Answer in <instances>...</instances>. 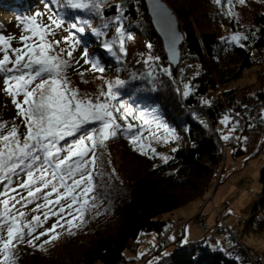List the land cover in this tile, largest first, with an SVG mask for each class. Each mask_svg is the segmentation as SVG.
<instances>
[{
	"label": "trees",
	"instance_id": "1",
	"mask_svg": "<svg viewBox=\"0 0 264 264\" xmlns=\"http://www.w3.org/2000/svg\"><path fill=\"white\" fill-rule=\"evenodd\" d=\"M164 1L176 14L185 37L182 61L176 74L168 64L144 0H103L99 8L88 10L65 7L66 0H59V3L57 0H0V11L13 15L50 5L52 11L64 18L68 26L67 34L72 31V22L87 21L89 27H86L85 33L76 34L81 41L79 46L82 50L87 49L89 57L98 62L104 72L90 67L88 71L82 70L84 75L105 79L106 87L108 81H112L119 102L131 105L136 116L140 111H144L149 119L155 116L176 136L155 148L158 155H141L130 143V135L118 131L115 138L107 141L106 148L97 152L100 166L95 183L99 207L87 213L76 237L65 241L59 248L58 244L43 250L18 251L17 264H125V252H137L138 239L143 232L157 233L160 238L158 247L150 256L160 257L151 264L254 263L256 256H251L244 244L243 249L225 253L217 239L210 235L197 242L178 240L171 243L168 235L165 236L170 231V225L161 218L193 201L204 200L209 193L223 162L220 144L212 132L220 118L229 116L228 123L237 127L234 130L236 137L231 140L236 147L240 145L242 135L250 129L248 119L253 120L256 129H264V114H261L264 111V77L260 78L262 90L254 98L245 94L242 99L244 104L238 105L234 89H228L231 83L242 79L246 71L253 68L264 70V0L251 4L253 11L249 22L252 28L246 32L248 39L240 42L243 47L232 42L228 36L221 39V27H218L226 26L230 19L229 5L224 0L220 9L211 0H195L198 8L208 7L199 14L197 7H183L177 4V0ZM242 6L234 0L231 10L240 13ZM194 14L198 15L197 18ZM209 16L212 19H207ZM117 17L126 33L123 52L116 41ZM104 24L109 25L106 35L96 37L91 29H103ZM237 24L240 25L239 22ZM128 35L133 38L128 39ZM105 40L110 43L116 41L113 52L102 48ZM149 56L153 60L146 62ZM187 62L197 66V72L191 77H188ZM165 69L169 71L165 72ZM117 80L124 83L117 85ZM186 85L188 96L183 95ZM82 86L80 84L79 87ZM84 86L88 91L97 92L95 86ZM213 93L217 95L216 99L211 97ZM205 100L210 103L205 104ZM18 122L20 132L24 133L19 117L14 123ZM129 122L133 123L130 118ZM120 123L124 125L122 120ZM75 138L68 137L60 143H70ZM105 153L117 158L111 161L112 166L108 165L109 158ZM161 156L169 159L165 162ZM128 161L135 162L136 172L125 173L124 165ZM259 181L261 198L252 206L242 227L244 233L264 238V163ZM2 186L0 184V190ZM109 217L118 219L115 227L106 229L109 224L103 220ZM85 241H88L87 245ZM69 243L77 245L78 252H69ZM169 246H173L174 250L168 255L163 254Z\"/></svg>",
	"mask_w": 264,
	"mask_h": 264
},
{
	"label": "snow or ice",
	"instance_id": "2",
	"mask_svg": "<svg viewBox=\"0 0 264 264\" xmlns=\"http://www.w3.org/2000/svg\"><path fill=\"white\" fill-rule=\"evenodd\" d=\"M102 2L66 0L65 7L88 10L99 8ZM224 2L229 5L228 14L235 18L236 13L231 10L234 0ZM235 2L246 4V0ZM214 3L222 5V0H214ZM46 7L51 12L47 16V23L41 19L44 14L40 12L22 18L25 35L20 37L21 47H12L15 37L0 34L3 91L12 98L17 116L25 128L21 134L14 122L11 125L0 122V184L7 182L0 192V264H17L15 250L19 244L43 250L44 244L59 238L57 229L66 228L73 234L71 229L81 226L87 213L99 207L95 183L100 166L97 152L106 148L107 141L115 138L118 131L125 130V126L127 131H132L134 126L129 122L130 117L142 121L143 126L155 124L156 129L167 133V136H159L156 130L150 129V139L144 142L142 132L133 134L130 143L141 155H158L156 149L151 147L153 140L167 143L168 137L176 138L175 133L156 120L155 116L149 119L144 111L136 116L131 105L119 102L112 83L94 98L81 95L78 89L71 86L67 70L74 67L73 52L81 43L76 34L85 33L89 25L87 21L72 22V31L62 41L51 39L56 30L63 28L65 20L58 12L52 11L50 5ZM116 22V41L123 52L126 33L119 17ZM108 27V24H104L103 29L92 28L91 31L99 38L106 35ZM127 38L133 37L128 35ZM229 39L240 44L248 37L234 33ZM116 41L110 43L105 40L101 46L113 52ZM61 43L68 45V48H60ZM148 47L151 48V45ZM81 58L93 70L104 72V68L89 57L87 49ZM152 60L153 57L149 56L146 62ZM79 63L75 61V65ZM123 83L121 80L116 81L117 85ZM185 88L183 95L188 96V86ZM203 102L210 103L208 100ZM229 119L226 115L220 123L227 124ZM68 137L76 138L62 146L60 142ZM229 138L228 135L223 136L224 140ZM160 158L165 162L169 159L167 156ZM19 172H23L26 179L17 187H12L11 177ZM18 189L25 190L26 195ZM37 200L43 203H36L33 211L45 209L43 219L40 215H34L31 220H27L26 213L16 205L27 206ZM52 217H55V222L51 227L37 232ZM42 237L48 238L37 243Z\"/></svg>",
	"mask_w": 264,
	"mask_h": 264
},
{
	"label": "rangeland",
	"instance_id": "3",
	"mask_svg": "<svg viewBox=\"0 0 264 264\" xmlns=\"http://www.w3.org/2000/svg\"><path fill=\"white\" fill-rule=\"evenodd\" d=\"M211 1L213 4L214 0H211ZM262 1L263 0H246V4L242 6V11H240V13H236V15L238 16H235V18H233L232 16L229 17L230 19L228 22L231 23L230 25L228 23L224 27L223 26L218 27V29L221 27L220 29L221 37H222L221 39H223L225 36H228L230 38L234 33H240L242 35H246L247 30L252 28V25L249 22L252 11H253L252 10L253 6H251V4L255 2H262ZM177 4L183 7H186V8L189 5L191 7L198 8V5L195 0H177ZM214 4L218 9L221 8L220 5H217L216 3ZM206 8L208 9V7L198 8L197 10L198 14L203 13V11L205 12ZM171 10L173 11L172 8ZM37 12L44 14L41 19L43 20L44 23H47V16L50 15L51 12H49L48 7H46L45 5H42L32 10L31 12L21 13V15H13V14L0 11V34L5 35L6 37L7 36L15 37V39L12 41L13 48H19L22 46L20 43V37L22 35H25L22 18L34 15ZM191 13L192 14L194 13L193 10ZM263 14H264V11H263ZM197 16H198L197 14L196 15L194 14L195 18H197ZM148 17L152 23V19L149 16V13H148ZM207 19H212V18L209 16ZM237 22H239L240 25L237 24ZM152 26H153V23H152ZM231 26H235L236 28H232ZM67 29H68V26L64 23L63 28L56 30L55 36L51 37V39L62 41L63 38L69 34V33L68 34L65 33ZM230 31H232V33H230ZM155 32L157 33L156 30ZM184 42H185V37H184ZM183 45L181 47H183ZM162 46H163V43H162ZM60 48L66 49L68 48V45L61 43ZM83 51L84 50H82V48L79 45L74 50L73 52L74 67L69 68L67 70V76H68V79L71 81V84H72L71 86L75 89L78 88L81 95H87V96L94 98L99 94V91L106 90L107 88L106 80L103 78H99V77H92L91 75H88V74L83 75V76L80 75L82 70L83 72H85L91 69L90 65L85 64L84 60L81 58ZM182 54H183V49H182ZM0 57H2V53H0ZM166 58H167V55H166ZM77 60L80 61L79 65H75V61ZM181 61H182V56H181ZM181 61L178 66V69L181 65ZM153 62H155V60ZM187 63H188L187 64L188 65L187 66L188 67V71H187L188 77H191L190 75H194L197 72V66H194L195 64L191 62H187ZM168 64L171 67L169 61H168ZM3 77H4V74L0 73V122H7L9 124H12L13 122H15V119L16 120L18 119L17 110H16L15 105L12 103V98L6 95L3 91ZM263 77H264V70L262 68L261 69L253 68L251 70L246 71L242 79L231 83L228 89H234L233 91H234L235 98H236L235 102L238 105L244 104L242 102V99L245 94H248L254 98L255 94L259 90H262V80L260 78H263ZM77 83H79V85L75 86L77 85ZM108 83H113V82L108 81ZM80 84H82L83 86L79 87ZM85 84L91 85L90 87L92 88L93 86H95V88H97V92H93V90L92 91L86 90L84 86ZM211 97L216 99L217 95L213 93L211 94ZM20 99H22V97H20ZM261 114L263 115L264 111H262ZM224 117L225 116L220 118L217 127L212 129V132L215 138L220 144L222 154H223V162H222L217 178L212 182L210 186V190L206 198L204 200L199 199V200L193 201L185 205L184 207L178 210H175L174 212L170 214L163 216L161 219L170 225V230L171 229L174 230L178 222L183 223V225L181 226V229H178V230L176 229L177 232L178 231L181 232L183 229V226L186 225L187 228H189L187 235H186L187 238L185 239L187 243L197 242L201 239H204L205 235H210V236L215 237V234H216L217 236L219 235V237H222L221 239L217 240V243L220 244V246H222V249L223 251H225V253H229L232 249L233 250L243 249L244 247L242 244H244V246L250 250L249 253L251 254V256L252 254L256 256L255 257L256 259L253 257L254 258L253 264H264V238L256 234L244 233L243 227H242V222L248 216V213L251 210L252 206L261 198V194H260L261 184L259 181V172L262 167V164L264 163V129H261V128L256 129L253 120L248 119V123L250 124V129L244 135H242L240 139V145L236 147L233 144H231V140L233 141V138L236 137L234 130H236L237 127L231 126L230 123H227V124L220 123V121H222ZM130 119L133 121L132 124L134 126L132 131H127L126 127H125V130H123V132H125V134L127 135H130V137L133 134L142 132L143 133L142 142L147 141L150 139V131H149L150 129L156 130L157 135L159 136H167V133H164L162 129H156L155 124L143 126L142 121H140L139 119H133L131 117ZM15 124L18 126L20 122L15 123ZM225 135H228L230 138L228 140H224L223 136ZM169 138L170 137H168V139ZM163 143L164 142L162 141L153 140L151 147L156 148ZM66 144H63V145L61 144V145L66 146ZM120 154L121 153H118V155ZM105 155L107 156L106 153ZM104 157L105 156H103V158ZM107 157L109 158L108 165L112 166L111 161L116 157H112L110 156V154ZM126 164L127 165H124L125 173L136 172L137 165L135 164V162L131 163V161H128V163ZM102 166L104 167V163H102ZM24 179H26V176L23 172H19L17 175H13L11 177V186L17 187ZM6 183L7 182H5L3 186L1 187L2 189L0 190V192L3 191V188L5 187ZM18 190L22 194L26 195L25 190L23 189H18ZM213 200H214L215 206L219 209V211L225 208L224 209L225 217H223V222L219 220L217 217L218 214L222 215L223 213L217 212V210L214 209ZM36 203H43V201L37 200L35 203L28 204L27 206L16 205V207L26 213L27 220H31L34 215H40L41 219H43V212L45 211V209H41L40 212L33 211V209L36 207ZM208 203L210 204L207 206V208L205 209L203 213V210H204L203 207L205 204H208ZM212 206L216 214V220H214L213 222V225H215L214 228L208 223V216L206 215L210 213L211 211L210 209H212ZM117 219L118 218L109 217L108 219L106 218L105 220H103L105 221V223L109 224V226L106 229H108L109 227H115ZM84 220H85V217H84ZM54 222H55V217L48 219L42 225L41 228L37 229V232L43 231L44 229L51 227V225ZM80 227L81 226H79L78 228L73 227L71 229V233L73 234H70V232L66 228L57 229L59 238L52 240L51 243L44 244V248L45 247L51 248L58 244L59 245L57 247L59 248V246L64 244L65 241L67 240L69 241L70 238L76 237L75 234ZM169 232L165 236H167ZM47 238L48 237H42L41 240L38 241L37 243H42L43 240ZM176 239H177L176 234L171 236V240L173 242L176 241ZM179 240H182V237H180ZM138 241H139V244H138V249L136 253H133L131 251L125 252V256L127 258V262L125 264H151L155 262L156 260H158L160 256L150 257L154 249L158 247V244L160 241V238L157 233L143 232L140 234ZM86 242L88 244V241H85V244ZM226 242L228 243V245H225ZM76 246L77 245L75 244L69 243L67 245V250L69 252H75L76 248L77 249L79 248ZM63 248L65 249L66 246H63ZM33 249H38V248L30 247L27 244L22 243L17 246L15 251L21 252V251H25V250L29 251ZM173 250H174V247L169 246L163 251V254L168 255ZM76 252H78V250Z\"/></svg>",
	"mask_w": 264,
	"mask_h": 264
},
{
	"label": "water",
	"instance_id": "4",
	"mask_svg": "<svg viewBox=\"0 0 264 264\" xmlns=\"http://www.w3.org/2000/svg\"><path fill=\"white\" fill-rule=\"evenodd\" d=\"M153 26L160 36L172 72L177 73L182 56L184 35L176 14L164 0H144Z\"/></svg>",
	"mask_w": 264,
	"mask_h": 264
},
{
	"label": "crops",
	"instance_id": "5",
	"mask_svg": "<svg viewBox=\"0 0 264 264\" xmlns=\"http://www.w3.org/2000/svg\"><path fill=\"white\" fill-rule=\"evenodd\" d=\"M213 203H214V200H213ZM210 203H208V204H205L204 205V210H203V213H204V211H205V209L207 208V206L209 205ZM214 209L215 210H217V212H222L223 214L222 215H225V208H223L221 211H219V209L215 206V203H214ZM211 211H210V213L209 214H206L207 216H208V223L211 225V226H213V228H214V226L215 225H213V222H214V220H216V214H215V211L213 210V206H212V209H210ZM215 214V215H214ZM170 220V219H169ZM171 221V220H170ZM216 224V223H215ZM183 225V223H180V222H178L177 223V226L175 227V229L174 230H170V232H169V234H168V239H169V241H171V243H174V242H176V241H178L179 240V238L180 237H182V241H185V239L187 238L186 237V235H187V232H188V230H189V228H187V226L185 225V226H183V229H182V231L180 232V231H178L177 232V230L178 229H181V226ZM177 229V230H176ZM218 231V230H217ZM177 235V239H176V241H172L171 240V236L172 235ZM184 236V237H183ZM184 238V239H183ZM215 238L217 239V240H219V239H221L222 237H219V235L217 236L216 234H215ZM202 240V239H201ZM225 245H228V243L226 242V244Z\"/></svg>",
	"mask_w": 264,
	"mask_h": 264
},
{
	"label": "built area",
	"instance_id": "6",
	"mask_svg": "<svg viewBox=\"0 0 264 264\" xmlns=\"http://www.w3.org/2000/svg\"><path fill=\"white\" fill-rule=\"evenodd\" d=\"M217 217H218L219 220H221V221L223 222V215L218 214ZM224 225H225V224H224Z\"/></svg>",
	"mask_w": 264,
	"mask_h": 264
}]
</instances>
